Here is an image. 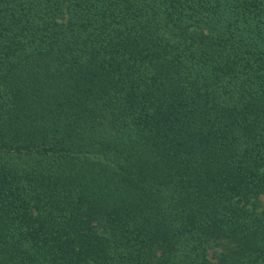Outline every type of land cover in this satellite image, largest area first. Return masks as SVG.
Segmentation results:
<instances>
[{"label": "trees", "instance_id": "16d2710c", "mask_svg": "<svg viewBox=\"0 0 264 264\" xmlns=\"http://www.w3.org/2000/svg\"><path fill=\"white\" fill-rule=\"evenodd\" d=\"M264 0H0V264H264Z\"/></svg>", "mask_w": 264, "mask_h": 264}, {"label": "rangeland", "instance_id": "374dc122", "mask_svg": "<svg viewBox=\"0 0 264 264\" xmlns=\"http://www.w3.org/2000/svg\"><path fill=\"white\" fill-rule=\"evenodd\" d=\"M261 201H262V203H264V196L262 197Z\"/></svg>", "mask_w": 264, "mask_h": 264}]
</instances>
